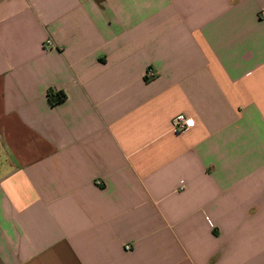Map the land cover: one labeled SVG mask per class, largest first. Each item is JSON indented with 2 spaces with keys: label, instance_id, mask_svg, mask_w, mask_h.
<instances>
[{
  "label": "crops",
  "instance_id": "0c3cea01",
  "mask_svg": "<svg viewBox=\"0 0 264 264\" xmlns=\"http://www.w3.org/2000/svg\"><path fill=\"white\" fill-rule=\"evenodd\" d=\"M0 264H264V0H0Z\"/></svg>",
  "mask_w": 264,
  "mask_h": 264
},
{
  "label": "built area",
  "instance_id": "2783aa9c",
  "mask_svg": "<svg viewBox=\"0 0 264 264\" xmlns=\"http://www.w3.org/2000/svg\"><path fill=\"white\" fill-rule=\"evenodd\" d=\"M46 45L50 46L51 42L48 41ZM155 77H156V74L154 73V71L152 69L148 70V72L146 73V79L152 80ZM172 126L176 132L182 133V132H185V131L193 128L194 127V121L185 114H179L178 116H176L172 120ZM128 249H129V247H128Z\"/></svg>",
  "mask_w": 264,
  "mask_h": 264
},
{
  "label": "trees",
  "instance_id": "16d2710c",
  "mask_svg": "<svg viewBox=\"0 0 264 264\" xmlns=\"http://www.w3.org/2000/svg\"><path fill=\"white\" fill-rule=\"evenodd\" d=\"M48 98L50 103L55 106L66 101L67 95L63 91H59L57 93H54L53 91H49Z\"/></svg>",
  "mask_w": 264,
  "mask_h": 264
}]
</instances>
